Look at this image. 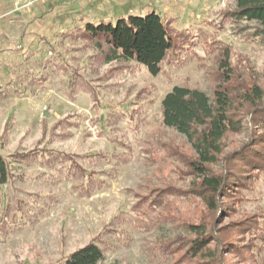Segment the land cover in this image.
<instances>
[{
  "label": "rangeland",
  "instance_id": "374dc122",
  "mask_svg": "<svg viewBox=\"0 0 264 264\" xmlns=\"http://www.w3.org/2000/svg\"><path fill=\"white\" fill-rule=\"evenodd\" d=\"M235 6L236 0H0V155L11 176L0 187V264H59L105 231L102 240L112 247L103 264H192L170 255L175 247H163L191 237L186 223L209 222L211 214L194 193L198 180L188 163L195 152L163 124L162 101L175 86L212 97L226 51L233 85L264 91V40L254 36L255 24L226 19ZM150 11L192 37L159 76L135 62L107 64L78 37L87 21L115 24ZM249 133L228 136L224 153L248 143ZM28 154L37 157H19ZM62 154L94 177L92 191ZM221 167L211 169L219 174ZM236 168L240 188L222 201L215 226L248 227L225 235L234 244L226 264H264V172ZM161 192L172 220L158 216L166 203L151 226L123 220ZM116 217L121 223L111 225Z\"/></svg>",
  "mask_w": 264,
  "mask_h": 264
},
{
  "label": "trees",
  "instance_id": "16d2710c",
  "mask_svg": "<svg viewBox=\"0 0 264 264\" xmlns=\"http://www.w3.org/2000/svg\"><path fill=\"white\" fill-rule=\"evenodd\" d=\"M225 17L236 24L245 21L255 24L254 36L264 40V0H236L235 8ZM173 23L174 19L167 18L162 12L150 11L144 16L120 17L115 24L104 20L99 23L87 21L79 29L78 37L92 44L107 64L135 62L147 68L153 76H159L163 72L162 66L172 61L176 53L188 50L192 38L189 30L180 31ZM225 53L220 59L222 84L218 85L212 97L197 89L175 86L162 101L163 124L185 136L195 152L196 158L188 163L191 174L198 180L194 193L211 214L209 222L204 218L201 222L186 223L191 237L173 239L163 247L164 252L175 247L169 251L170 255H180L192 264H226V254L231 253L229 249L234 244L225 235L248 227L242 223L235 229L223 227L219 231L215 226L217 217L223 213L222 201L229 192L240 188L236 166L240 164L244 170L264 172V91L255 84L235 87L230 55L228 51ZM246 132H250L248 143L225 154V139ZM34 156L19 157L27 159ZM57 157L72 161L64 154ZM71 163L75 168L74 174L86 181L84 189L92 191L94 177L80 164ZM221 164V173L211 169ZM10 179V163L0 155V187ZM165 193L139 202L123 220L135 228L151 226L155 221L152 219L154 211L165 205L158 216L165 221L172 220L174 216L168 212L170 209L167 207L171 206ZM167 193L173 194L174 191ZM120 218L116 217L111 225L121 223ZM106 234V231L102 232L86 246L60 260L59 264H103L106 252L112 247L102 240ZM115 235L120 241V234Z\"/></svg>",
  "mask_w": 264,
  "mask_h": 264
},
{
  "label": "crops",
  "instance_id": "0c3cea01",
  "mask_svg": "<svg viewBox=\"0 0 264 264\" xmlns=\"http://www.w3.org/2000/svg\"><path fill=\"white\" fill-rule=\"evenodd\" d=\"M105 21H107V20H105Z\"/></svg>",
  "mask_w": 264,
  "mask_h": 264
},
{
  "label": "water",
  "instance_id": "95a60500",
  "mask_svg": "<svg viewBox=\"0 0 264 264\" xmlns=\"http://www.w3.org/2000/svg\"><path fill=\"white\" fill-rule=\"evenodd\" d=\"M45 116H46V114H45Z\"/></svg>",
  "mask_w": 264,
  "mask_h": 264
}]
</instances>
